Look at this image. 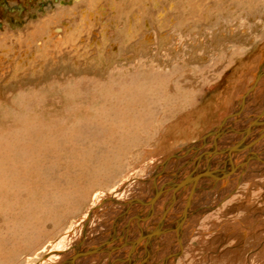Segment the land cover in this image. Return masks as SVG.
<instances>
[{"label":"rangeland","instance_id":"obj_1","mask_svg":"<svg viewBox=\"0 0 264 264\" xmlns=\"http://www.w3.org/2000/svg\"><path fill=\"white\" fill-rule=\"evenodd\" d=\"M54 1L43 9L33 4L29 13L23 12L22 18L35 15L26 19L25 25L32 26L28 31L35 34L42 18L46 26L58 25L56 20L68 23L66 35L73 29L71 18L78 27L88 16L77 15L80 11L72 9L81 0ZM149 2L141 11L142 18H147L130 39L122 41L117 34L122 21L109 25L108 15L96 13L88 30L83 28L84 32L81 25L77 28L80 36L71 49H82L75 60L70 61L67 55L58 60L36 59L31 73L1 75L6 77L0 81V264L40 261L43 249L79 218L96 195L111 193L123 182L140 178L155 160L185 145V133L175 136L179 126L180 130L193 127L189 136L199 138L218 124L229 109L227 105L239 101L257 106L264 96V81L253 97L242 89L244 82L230 86L241 72L245 77L250 73L246 64L256 56L260 57L254 61L255 72L245 82L248 87L264 68V17L260 16L264 4L251 10L255 11L252 14L230 17L227 14L235 0H203L200 3L205 2L206 9L194 14L201 15L193 26L192 21L175 23L172 7L157 16L160 1ZM169 3L173 7L179 4ZM65 6L74 14L68 15ZM5 22L8 30L19 28ZM133 23L129 21V32ZM99 31L112 36L110 42H101L108 49L101 53L90 51V44L96 43L97 48L100 44ZM14 41L15 45L7 40L13 50L24 49ZM13 50H8L9 55ZM6 58L17 62L14 56ZM169 137L171 145L165 141ZM247 183L225 206L199 216L184 229L183 249L176 264H264V174ZM209 193L204 197L208 202L214 197L213 189ZM166 234L163 246L168 249L155 250L151 264L168 258L172 239Z\"/></svg>","mask_w":264,"mask_h":264},{"label":"bare ground","instance_id":"obj_2","mask_svg":"<svg viewBox=\"0 0 264 264\" xmlns=\"http://www.w3.org/2000/svg\"><path fill=\"white\" fill-rule=\"evenodd\" d=\"M44 1L46 2V0ZM75 1L78 0H74V2ZM149 1L153 3H158L160 1L155 11L157 16L158 13L161 15L162 10L166 12L168 8L172 7L174 9H172V16H175L173 19L175 23L178 20L179 25L192 21L193 26H196L195 23L197 21L195 20H197L206 9L205 2L200 3V1L203 0H81V3L78 1L72 9H78V12L80 11L77 15L80 14L82 16L83 14L81 13L88 14L84 21L80 22L79 25L77 24L78 27H80V25L82 26V30L89 29L91 25L90 22L93 21V18L96 20V13L104 16L108 15L107 18L110 21L107 24L109 25L115 21H122L123 28L119 29L117 34L121 36L122 41H124V38L130 39L133 35H136V28L139 27L137 25L140 23L141 26L142 20L147 18H142L143 12L141 11H144L143 4L145 3L146 5V2ZM176 1L179 3L177 7H173V4L169 3L172 2L176 5ZM221 1L225 2L227 0ZM235 1V9L233 7V12L230 11L227 14L230 17L234 15L237 17L238 15L242 16V14H252L255 11L251 10L259 9L260 6L264 4V0ZM116 2L119 4H116ZM121 2L122 5H124L123 2H125V6L121 7ZM34 5H36V2H34ZM70 5H72V3ZM66 6L65 8H67ZM70 9L69 7L66 9L68 15H72L73 13V10ZM114 11L116 13L112 16ZM238 11L239 13H237ZM197 12L201 14L194 15ZM210 16H213V14H210ZM260 16L264 17V15ZM45 18L48 19L47 17ZM71 19V26L73 29L71 33L66 35H64L65 33L63 34V32L69 29V27H67L68 23L61 20H56L55 23L58 25L49 26L50 24H48L46 26V24L43 25L44 19L42 20L41 18V23L38 25L36 24L37 30L35 34L28 31V29H32V26L27 25L19 27L17 30L9 29L15 36L10 35L8 28H5L4 24L0 25V81H2V79L4 81L5 75L8 76V74H13L12 76H14L17 72L24 73L29 70L31 73V69H33L34 64H36V59L45 60L50 58L58 60L63 59V55H67L66 57L70 61L78 58L80 55L79 50L81 51L82 48L80 49L79 47V50L77 47L76 49H71V46L77 43L75 41L78 36H80V32L79 34L77 33L79 28L75 27L76 24L73 22V18ZM45 21L47 22V20ZM54 21L55 20L52 22L54 23ZM129 21L130 25L132 21L134 22L130 32ZM95 23L97 24V22ZM104 23L106 24V22L102 21L101 24ZM161 29L162 28H158V31ZM18 32L21 40L18 39ZM24 33H28V35ZM81 33H83V31ZM102 33L96 34L97 37L100 38V40L98 39V41H100L98 48L96 47V43V45L90 44V51L98 49L99 52L107 48L103 47L101 42L104 40L110 42L112 36L106 37L103 31ZM37 34V38H34ZM86 35H88V33ZM16 39L17 46L21 44L19 47L23 46L24 49L13 50V44L10 46L9 43H7V40L14 43ZM47 40H50L49 45L51 47L45 45L48 42ZM84 40H86V37ZM3 45H5L6 49L3 48ZM77 45H79V43ZM84 45L86 44H83V47ZM69 47L70 49H68ZM10 48L14 51L11 55L8 53ZM47 48H49V51ZM86 53H88V51ZM6 55L8 57L14 56L17 62L13 63V58H6L5 61L4 57ZM258 57L260 56H256L253 62L246 64V66H250V68H248L250 73L254 74L255 71L252 72L255 65L254 61H257ZM262 61L260 62L262 63ZM255 66H257V64ZM4 73L5 77L3 78L1 75ZM250 73L245 77V74L241 72L237 75L239 78L234 79V85L230 86L234 87L244 82L245 85L242 89H247V94L253 97L259 83L264 81V68L253 79L250 87H248L245 82L251 78L252 75H250ZM15 78L17 77L15 76L14 80ZM232 89L233 88H230L227 93H232ZM238 102L233 103L231 107L227 105L229 109L224 112V116L221 117L218 124L199 138L189 136L194 132L193 127L189 129V126H186L187 128L184 126L186 130L182 128V130H180L179 126V131L175 136L179 138V136H182L181 134L185 133L184 135H186V137L183 138L185 145L172 150L173 152L167 154L168 156L166 155L165 158L155 160L151 168L146 169L147 171L145 174L141 177L139 175L140 178L135 177L136 179H132L130 182H123V184H120L121 186L119 185L120 188L113 192L111 191V193L100 192V194L94 197L90 206L80 214L75 222L71 223L61 235L50 243L51 245L48 248L45 247L46 245L44 246L45 248L43 250H45V254L42 259L39 258L40 261L23 264H151V262H153V259L152 261L150 260L152 253L162 251L164 247L168 249V247L163 246V238L167 232L170 233L169 238L172 239L170 240L172 249L169 255L167 254L168 258L161 262H159V259L157 264H176L183 249L184 229L196 218H199V216L219 209L222 204L224 205V203L234 195L240 193L238 190L242 188V184L264 174V96L261 98L260 102L258 101L260 105L258 104L257 106L252 105L254 103L243 105ZM240 105L243 106L241 107ZM201 116L203 118V114ZM176 137H174V140ZM167 139L168 140L165 139L166 143L169 142L171 145L173 143L171 137ZM211 189L214 191V197L208 202L210 199L204 200V197L207 198ZM242 193H244V191ZM211 194L213 193H209V195Z\"/></svg>","mask_w":264,"mask_h":264},{"label":"flooded vegetation","instance_id":"obj_3","mask_svg":"<svg viewBox=\"0 0 264 264\" xmlns=\"http://www.w3.org/2000/svg\"><path fill=\"white\" fill-rule=\"evenodd\" d=\"M35 1L37 4H39L41 9H43L44 7H47L44 5V2H45L44 0L43 1L42 0L41 1L40 0L39 1L38 0H0V4H1L0 5V7H1L0 12L5 14V16L0 15V25L4 24V26H6L7 23L5 22V20H7L8 24H9L8 26L11 28H17V27L24 26L26 23V19L27 20L32 19L35 15L22 18V16H23L22 14L25 11L29 13V9L31 8V6L34 4ZM47 2H49V3L51 2L52 3L51 5H53V3L55 1L54 0H46L45 4Z\"/></svg>","mask_w":264,"mask_h":264}]
</instances>
